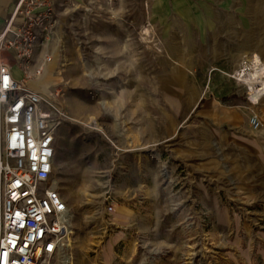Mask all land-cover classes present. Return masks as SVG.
<instances>
[{"label": "rangeland", "instance_id": "374dc122", "mask_svg": "<svg viewBox=\"0 0 264 264\" xmlns=\"http://www.w3.org/2000/svg\"><path fill=\"white\" fill-rule=\"evenodd\" d=\"M204 5L58 0L37 86L67 114L54 182L75 264H264V114L253 71L219 72Z\"/></svg>", "mask_w": 264, "mask_h": 264}, {"label": "built area", "instance_id": "2783aa9c", "mask_svg": "<svg viewBox=\"0 0 264 264\" xmlns=\"http://www.w3.org/2000/svg\"><path fill=\"white\" fill-rule=\"evenodd\" d=\"M57 3L17 0L0 31V264H75L73 216L54 182L67 114L60 92L37 86L53 60L37 52L53 35Z\"/></svg>", "mask_w": 264, "mask_h": 264}, {"label": "crops", "instance_id": "0c3cea01", "mask_svg": "<svg viewBox=\"0 0 264 264\" xmlns=\"http://www.w3.org/2000/svg\"><path fill=\"white\" fill-rule=\"evenodd\" d=\"M203 7H198V14L203 20L197 22L198 29L213 32L215 37H221L223 45L218 70L221 74L237 75L243 67L255 71L257 58L260 60L259 69H264V10L253 5L254 0H202ZM17 0H0V31L14 12ZM212 15V16H211ZM199 16V17H200ZM213 17V19H211ZM228 46V48H226ZM13 75L22 78L21 69L12 58H9ZM258 82V89L262 88ZM238 83V82H237ZM238 90V89H237ZM250 90V89H249ZM239 91V90H238ZM235 95L239 94L236 91ZM235 96L236 102L237 98ZM250 108L259 114H264V92L251 103Z\"/></svg>", "mask_w": 264, "mask_h": 264}, {"label": "bare ground", "instance_id": "6f19581e", "mask_svg": "<svg viewBox=\"0 0 264 264\" xmlns=\"http://www.w3.org/2000/svg\"><path fill=\"white\" fill-rule=\"evenodd\" d=\"M255 61L257 62V67H255L256 70L254 71V73L250 74V76H249V78L247 80L245 79V82L251 84L250 85L251 87L249 89L252 92V101L253 102H255V99H257L262 94V92H264V82H262V85H263L262 88L258 89L256 86H254L259 81L261 82L260 79L264 78V69H263L262 72L259 69V66H260V63H261L260 60L257 58Z\"/></svg>", "mask_w": 264, "mask_h": 264}]
</instances>
